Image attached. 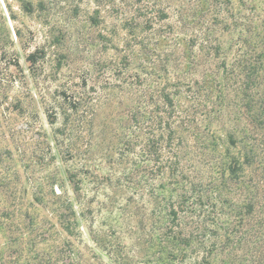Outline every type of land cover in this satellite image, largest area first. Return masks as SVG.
I'll return each instance as SVG.
<instances>
[{"label": "trees", "instance_id": "trees-1", "mask_svg": "<svg viewBox=\"0 0 264 264\" xmlns=\"http://www.w3.org/2000/svg\"><path fill=\"white\" fill-rule=\"evenodd\" d=\"M110 2L126 33L115 70L121 85L114 87L126 96V110L118 129L106 120L99 134L114 138L108 158L116 154V164L128 168L115 189L127 187L129 196L114 216L101 204L99 212L106 209L108 216L96 225L92 201L81 196L79 174L89 172L79 148L95 138L100 100L84 90L60 92L52 108L59 112L47 117L51 125L61 117L52 140L59 145L66 137L69 160L83 163L65 172L72 196L37 188L32 202L41 219L17 210L11 198L0 215V264H264V194L245 178L254 147L239 145L244 136L237 144L234 132L221 144L211 120L220 111H213L216 101H197L205 91L222 103L226 80L241 75L243 109L251 124H263L264 18L259 31L254 8L234 14L231 0L164 7L149 0ZM23 8L31 11L29 4ZM233 47L239 53L228 67ZM35 56L28 58L34 62ZM207 64L214 70L197 82V68Z\"/></svg>", "mask_w": 264, "mask_h": 264}, {"label": "rangeland", "instance_id": "rangeland-1", "mask_svg": "<svg viewBox=\"0 0 264 264\" xmlns=\"http://www.w3.org/2000/svg\"><path fill=\"white\" fill-rule=\"evenodd\" d=\"M113 1L115 5L119 3ZM149 1L163 7L167 4L178 6L181 2ZM249 1L231 0V10L241 15L250 13L249 8L253 7L255 15L259 16L255 17V22L260 31L264 0ZM24 4L30 5V12L24 10ZM111 5L110 0H0V215L5 214L13 198L17 210L28 211L41 219L43 212L32 202L39 187L45 194L53 190L57 195L72 196L65 172L79 170L83 163L69 160L66 137H59L60 146L52 140L54 130L62 122L61 117L57 115L55 125L49 124L47 117L51 112H59L52 108L60 92L84 90L100 100L93 126L95 138L89 148L85 149L84 143L79 148L85 154L84 163L89 172L79 174L81 196L92 201L96 225L108 216L106 209L99 212L101 204L105 208L111 206L114 216L129 196L127 187L115 189L116 180L122 178L128 168L116 164V154L113 159L108 158L114 138L108 131L99 134L106 120L118 129V117L126 110L122 100L126 96L114 88L121 85L115 70L121 63L126 33L120 29ZM91 19L98 21L93 24ZM31 53L36 55L34 62L28 58ZM237 53L236 47L227 51L228 67ZM201 60L206 61V58L203 56ZM215 62L220 61L216 59ZM262 62L264 69V57ZM213 66L198 67L193 78L201 82L202 74L210 73ZM242 82L241 75L226 80L227 89L223 91L226 96L222 103L217 93L210 99L203 89L201 93L204 91L205 95L197 101L203 106L216 101L213 111H220L212 114L211 120L221 144H225L227 132H234L237 144L244 136L239 145L250 143L254 147L255 159L246 170L245 178L257 186L259 194H264V120L261 125L250 123L243 109ZM104 96L110 101H103ZM118 148L112 151L115 153ZM130 158L134 156L131 154ZM93 178H111L112 185L108 182L96 184ZM3 242L5 236L0 233V243Z\"/></svg>", "mask_w": 264, "mask_h": 264}]
</instances>
